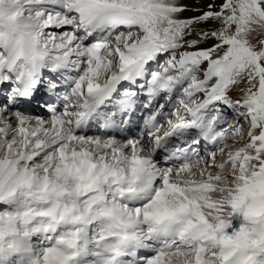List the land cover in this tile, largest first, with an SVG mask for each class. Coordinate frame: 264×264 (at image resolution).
I'll use <instances>...</instances> for the list:
<instances>
[{"label": "snow or ice", "instance_id": "1", "mask_svg": "<svg viewBox=\"0 0 264 264\" xmlns=\"http://www.w3.org/2000/svg\"><path fill=\"white\" fill-rule=\"evenodd\" d=\"M0 264H264V0H0Z\"/></svg>", "mask_w": 264, "mask_h": 264}, {"label": "rangeland", "instance_id": "2", "mask_svg": "<svg viewBox=\"0 0 264 264\" xmlns=\"http://www.w3.org/2000/svg\"><path fill=\"white\" fill-rule=\"evenodd\" d=\"M182 2L185 3H190V6L192 7H198L201 10H204L206 7V4L208 3V0H182ZM197 13L192 12V11H188L183 13V17H191L193 15H196ZM28 112H31L33 114H36L37 112L35 110H41L40 108H37L35 105H33L32 107H29L26 109ZM47 113H45L46 115Z\"/></svg>", "mask_w": 264, "mask_h": 264}, {"label": "bare ground", "instance_id": "3", "mask_svg": "<svg viewBox=\"0 0 264 264\" xmlns=\"http://www.w3.org/2000/svg\"><path fill=\"white\" fill-rule=\"evenodd\" d=\"M37 113L36 114H43V115H45V113L44 112H42V110H35Z\"/></svg>", "mask_w": 264, "mask_h": 264}]
</instances>
